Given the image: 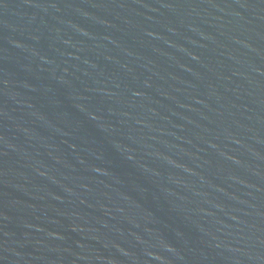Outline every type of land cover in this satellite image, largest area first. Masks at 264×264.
Returning <instances> with one entry per match:
<instances>
[{
  "label": "water",
  "instance_id": "water-1",
  "mask_svg": "<svg viewBox=\"0 0 264 264\" xmlns=\"http://www.w3.org/2000/svg\"><path fill=\"white\" fill-rule=\"evenodd\" d=\"M0 264H264V0H0Z\"/></svg>",
  "mask_w": 264,
  "mask_h": 264
}]
</instances>
